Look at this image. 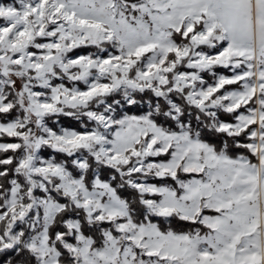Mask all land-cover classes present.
Segmentation results:
<instances>
[{
	"label": "snow or ice",
	"instance_id": "snow-or-ice-1",
	"mask_svg": "<svg viewBox=\"0 0 264 264\" xmlns=\"http://www.w3.org/2000/svg\"><path fill=\"white\" fill-rule=\"evenodd\" d=\"M0 264H264V0L0 2Z\"/></svg>",
	"mask_w": 264,
	"mask_h": 264
},
{
	"label": "rangeland",
	"instance_id": "rangeland-1",
	"mask_svg": "<svg viewBox=\"0 0 264 264\" xmlns=\"http://www.w3.org/2000/svg\"><path fill=\"white\" fill-rule=\"evenodd\" d=\"M0 2H5V3H7V2H8V0H0Z\"/></svg>",
	"mask_w": 264,
	"mask_h": 264
}]
</instances>
